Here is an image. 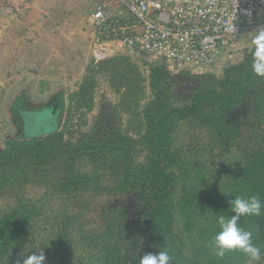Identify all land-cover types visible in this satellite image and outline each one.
Listing matches in <instances>:
<instances>
[{"label":"trees","instance_id":"1","mask_svg":"<svg viewBox=\"0 0 264 264\" xmlns=\"http://www.w3.org/2000/svg\"><path fill=\"white\" fill-rule=\"evenodd\" d=\"M253 51L222 63L221 76L197 74L188 98L172 88L186 71L151 64L144 105L146 80L132 56L92 60L69 110H93L104 74L120 94L115 120L98 118L66 138L71 113L55 133L10 135L0 148V264L32 254L44 264H140L165 249L170 264H248L241 251L217 257L210 243L219 217L234 214L230 200L256 195L264 203V78L251 69ZM30 186L44 193L31 196ZM124 195L138 200L136 221L121 205L89 215L97 199ZM240 225L264 257V215L241 217Z\"/></svg>","mask_w":264,"mask_h":264},{"label":"rangeland","instance_id":"2","mask_svg":"<svg viewBox=\"0 0 264 264\" xmlns=\"http://www.w3.org/2000/svg\"><path fill=\"white\" fill-rule=\"evenodd\" d=\"M93 10L94 4L90 0H0V148L5 146L10 135L33 138L55 133L65 127L71 113L73 118L69 124L74 126L69 127L66 138L79 137L92 128L98 118L115 120L113 107L118 103L120 94L111 88L104 74L97 75L93 110L86 111L84 115L81 111L69 110L70 96L92 69V60L97 63L89 39L93 34L88 18ZM261 28L241 34L231 47L233 58L227 64L242 60L253 49V38ZM134 59L137 60L134 64L146 80L148 98L142 101L144 105L152 94L150 65L156 62L145 64L144 59L143 62L140 58ZM222 63L205 70L195 69L179 74L173 91L188 98L194 90V77L206 71L221 76ZM169 71L173 75L181 72ZM60 88L65 95L64 112L61 106L53 115V97L50 96ZM127 118L128 115L123 113L125 122ZM27 193L40 197L44 189L30 186ZM104 204L121 205L130 223L139 218L135 195L99 198L89 215L95 219L96 208Z\"/></svg>","mask_w":264,"mask_h":264},{"label":"built area","instance_id":"3","mask_svg":"<svg viewBox=\"0 0 264 264\" xmlns=\"http://www.w3.org/2000/svg\"><path fill=\"white\" fill-rule=\"evenodd\" d=\"M96 62L118 54L205 70L233 58L241 34L264 26V0H90Z\"/></svg>","mask_w":264,"mask_h":264},{"label":"clouds","instance_id":"4","mask_svg":"<svg viewBox=\"0 0 264 264\" xmlns=\"http://www.w3.org/2000/svg\"><path fill=\"white\" fill-rule=\"evenodd\" d=\"M252 43L254 51L252 53L251 69L253 73L264 78V28H261L254 36ZM230 211L234 213L231 216H220V231L214 236L210 243L214 254L223 258L226 253L241 251L248 258V264H259L264 260L260 246L252 241L253 233L246 231L241 225V217L264 215V203L259 196L249 198L235 197L229 201ZM170 249L160 250L158 254H144L140 264H170L172 257L169 254ZM45 256L42 254L27 255L22 261L17 260L16 264H44Z\"/></svg>","mask_w":264,"mask_h":264},{"label":"water","instance_id":"5","mask_svg":"<svg viewBox=\"0 0 264 264\" xmlns=\"http://www.w3.org/2000/svg\"><path fill=\"white\" fill-rule=\"evenodd\" d=\"M57 93L62 94L61 97H57ZM54 95V97H53ZM56 95V97H55ZM64 90L63 88L58 89L55 93H53L50 97H53V105H52V111H53V115L56 114L57 110L61 107V106H65V98H64ZM259 264H264V260L259 263Z\"/></svg>","mask_w":264,"mask_h":264},{"label":"flooded vegetation","instance_id":"6","mask_svg":"<svg viewBox=\"0 0 264 264\" xmlns=\"http://www.w3.org/2000/svg\"><path fill=\"white\" fill-rule=\"evenodd\" d=\"M23 95L27 98L25 91H23ZM56 95H57V97H61L62 96V94H60V93H57ZM56 95H55V97H56ZM53 97H54V95H53Z\"/></svg>","mask_w":264,"mask_h":264},{"label":"crops","instance_id":"7","mask_svg":"<svg viewBox=\"0 0 264 264\" xmlns=\"http://www.w3.org/2000/svg\"><path fill=\"white\" fill-rule=\"evenodd\" d=\"M95 8V7H94ZM91 37H89V39H90ZM170 70V69H169Z\"/></svg>","mask_w":264,"mask_h":264}]
</instances>
